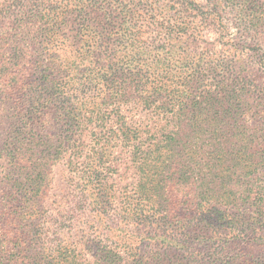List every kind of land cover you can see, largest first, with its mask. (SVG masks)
Instances as JSON below:
<instances>
[{"label": "trees", "instance_id": "16d2710c", "mask_svg": "<svg viewBox=\"0 0 264 264\" xmlns=\"http://www.w3.org/2000/svg\"><path fill=\"white\" fill-rule=\"evenodd\" d=\"M201 25L224 50L200 47ZM261 76L264 0H0V103L22 131L34 111L61 123L0 141V223L18 224L0 264H264ZM62 161L68 210L50 225L37 205Z\"/></svg>", "mask_w": 264, "mask_h": 264}, {"label": "rangeland", "instance_id": "374dc122", "mask_svg": "<svg viewBox=\"0 0 264 264\" xmlns=\"http://www.w3.org/2000/svg\"><path fill=\"white\" fill-rule=\"evenodd\" d=\"M196 2H198L199 4L204 5L205 4V0H195ZM29 8H25L22 9L21 12H14L10 15L11 19L5 21L4 27L11 29L15 26V24H20L23 25L21 23H19V21L21 20H26L27 16L26 13L28 11ZM232 15L228 14L227 16H225L224 14V20L222 21V24L225 25L226 29H227V33L229 34L230 38H237L239 36L236 35L237 31H241L243 28L242 26H234V24H236L237 21H235V19H232L231 17ZM200 25V24H199ZM207 27V26H206ZM205 26L201 25V28H199L200 31H203V39L205 40V42L200 43V47L203 49L206 48H211L212 49V45H215L216 48H219V46L217 45V41L219 40L217 38V35L213 32L214 28L212 29H207ZM240 29V30H239ZM28 36H24L23 38H27ZM27 41V39H25ZM31 40H28V42H30ZM94 39L93 37H89L85 40V45H88L89 43H91V47H93L94 45ZM233 41H235L234 43H238V38L234 39ZM256 45L250 42V47H243L242 51L243 52H247L249 50H252L253 48H255ZM246 50H245V49ZM222 51V47L220 46L219 48ZM224 50V49H223ZM10 53H8L9 55ZM232 53H230L231 55ZM256 72V70H251L250 69V75L254 74ZM247 76V75H246ZM262 79L264 80V76H261V80L259 82L256 83L257 86L261 87V90H264V86L262 83ZM263 86V87H262ZM249 92L247 94L248 97H252V99H250L249 101V108L248 109H259L260 106H257V103H261V98H263V96H261V94L257 93V90L254 89V87L249 86ZM13 102V100L11 101ZM9 103V107L5 106L3 104L0 103V117L3 116L2 121L4 122V124L0 125V141L3 138V141H8L11 142V140H19V144H29L30 142L33 143L35 141V144L37 141H41L43 139H50L51 137L56 136L59 131H60V122L57 119V116L54 114H49L46 115L45 117H42L41 114L42 112H35L33 113V116L31 117L32 120H30V123L32 124L31 127H33V131H22L21 126H19L18 124L15 125V120L14 118H12L11 114L14 113L13 117H16V114L19 112L18 109H15L14 105L12 103ZM252 104V105H251ZM11 107V108H10ZM264 109V107H263ZM41 111V110H40ZM10 118H12L10 121L8 120ZM45 119L46 122H44L42 125H46V129L45 131L43 129H41V127L38 124L39 120ZM58 123H57V122ZM49 123V124H48ZM9 125V126H7ZM9 127V129H8ZM8 129V130H7ZM12 130V131H11ZM10 131L12 134H10ZM26 132V133H25ZM25 134V135H24ZM32 136V137H31ZM53 140H55V138H53ZM125 176V175H124ZM123 175H121V178L123 179V181H125ZM117 177L115 176L114 178L117 181ZM113 180V178H112ZM110 181V183L114 184V181ZM69 178H68V171H67V166L66 163L64 161H62V163H59V165L55 166L54 171L51 172V176L50 179L47 181V184L45 186V191H44V195L41 198L40 204L37 205V209L39 210V215L41 217H50L51 220H49L50 225L57 223V217H58V211H60L59 213L63 214L64 212H67V207H68V202H64V197L67 195V188H69ZM118 182V181H117ZM122 185V184H121ZM117 191H119L120 186L117 183L116 188ZM117 196L120 197V195L117 194ZM1 214L3 213H7V216H12L10 215L9 211H1ZM43 212V213H42ZM45 215V216H43ZM66 218H61L60 219V223L64 222ZM32 221L34 222L35 219H32ZM42 221V220H41ZM37 222V221H36ZM38 223V222H37ZM68 225V220L65 222ZM70 225H72L73 223L77 224V222L75 221V219H72L69 221ZM0 226L2 227V230H0V233L2 235L3 231H6L8 233V236H13V234H10V232L14 229V227L16 228L18 226L17 221L14 220V218L12 217V219H7L6 222H2L0 223ZM40 227V225L38 226ZM42 227V225H41ZM65 230L62 233H67L68 235H73V237L75 236V233L78 232L79 233V226H77L76 228L73 227V233L70 231L67 232L66 228H64ZM51 230V229H50ZM2 231V232H1ZM53 235H50L49 238H47L46 240L49 241L50 243H54L56 242L53 239ZM80 237V233L79 236L77 237V235L74 238V241H78ZM65 240V239H64ZM62 244V243H61ZM77 244L78 248L81 249V245H79L78 243H74ZM7 249H9L8 244H7ZM78 250V249H77ZM73 251V250H72ZM80 251V250H78ZM76 253V255L78 254V252L74 251ZM86 258L90 259L89 253L86 252Z\"/></svg>", "mask_w": 264, "mask_h": 264}]
</instances>
